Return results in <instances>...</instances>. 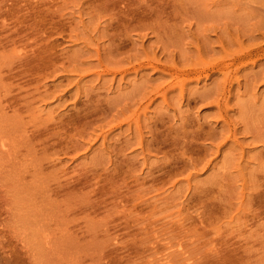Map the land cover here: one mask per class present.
<instances>
[{
	"label": "rangeland",
	"instance_id": "obj_1",
	"mask_svg": "<svg viewBox=\"0 0 264 264\" xmlns=\"http://www.w3.org/2000/svg\"><path fill=\"white\" fill-rule=\"evenodd\" d=\"M0 264H264V0H0Z\"/></svg>",
	"mask_w": 264,
	"mask_h": 264
}]
</instances>
